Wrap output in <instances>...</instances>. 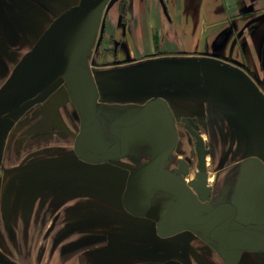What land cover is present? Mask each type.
<instances>
[{
  "label": "flooded vegetation",
  "instance_id": "af4514ba",
  "mask_svg": "<svg viewBox=\"0 0 264 264\" xmlns=\"http://www.w3.org/2000/svg\"><path fill=\"white\" fill-rule=\"evenodd\" d=\"M90 1L94 0H0L3 101L11 92L40 86L15 94L3 108L0 222L6 225L14 217L9 208L14 198L6 205L8 187L26 186L34 179L31 195L41 208L55 203L45 198L47 187L53 195L65 190L74 200L52 208L51 215L37 210L34 225L40 228L34 232L35 250L48 258L44 263L39 256L42 261L32 264H70L78 250L72 253L73 246L89 239L98 240L90 248L92 256L97 254L96 264H264V159L232 152L236 143L217 134L219 119L228 127L225 115L213 104L196 102V94L217 100L210 88L178 76L170 85L154 89L144 81L148 68L188 61L221 68L227 63L223 51L182 55L177 47L166 55L165 34H160L155 42L159 53L137 60L121 58L119 51L126 41L108 30L107 24L114 20L123 34L133 32L138 24L134 1L107 0L103 7L97 1L94 11L70 17L53 40L58 50L89 73L93 84L61 56L51 79L42 82L41 72L55 52L46 40L49 29L67 12ZM90 13L88 23L84 16ZM74 17L82 21L76 31L92 28L69 40L71 27L67 26ZM223 33L216 47L223 44ZM261 62L264 65V51ZM257 82L260 88L250 98L259 116L264 115V81L258 78ZM229 95L235 107L243 108L240 97ZM186 97L194 103H184ZM30 146L38 149L29 152ZM46 147L44 152L51 155L48 168L40 166L39 159ZM201 153L206 194L198 193L192 184L199 180ZM30 169L35 176L29 175ZM45 169L51 171V181L40 179L39 172ZM0 256L18 264L1 247Z\"/></svg>",
  "mask_w": 264,
  "mask_h": 264
},
{
  "label": "crops",
  "instance_id": "0c3cea01",
  "mask_svg": "<svg viewBox=\"0 0 264 264\" xmlns=\"http://www.w3.org/2000/svg\"><path fill=\"white\" fill-rule=\"evenodd\" d=\"M133 1L138 23L132 29L133 32L129 29L126 34H123L117 25L115 27L114 20L111 23L107 22L111 24H107V29L119 34L126 41V47H121L119 57H131V59L137 60L144 55L152 56L154 53H159L155 42L160 38V34H165L166 55H169L170 50L175 51L177 47L183 51L180 52L182 55H203L205 50L223 51L227 63H222L221 68L210 66L201 61H199L200 63L188 61L192 64L183 62L169 68H148L144 75L145 85L152 89L164 83L170 85L174 77L178 76L180 80L186 79L190 83L194 81L198 87L210 88L213 90V94H217V100L210 101L208 97L203 99L198 94H196L198 100H195L201 105L213 104L217 112H222L225 115L224 119L229 122L228 127L222 119H219L215 126L217 134L229 136L231 142L236 143L237 146L241 141L244 142V145H240L239 148L236 146V149H231L232 152L237 150L247 158L257 154L258 157L264 159V115L257 116L253 112L250 98L253 90L260 88L257 82L258 78L264 81V65L261 62L264 51V0ZM2 27L3 20L0 18V32ZM221 32H224V45L216 47L215 41ZM215 56L217 55L215 54ZM185 72H188V78L184 77ZM137 73L135 71L134 76H137ZM191 74H194L193 77ZM229 94L240 97L243 108L235 107V102L230 99ZM184 103H194V100L186 97ZM238 111L241 112L238 113ZM258 122L259 129L257 131L255 127ZM26 183V186L16 184L13 187H8L7 193H5L6 205L9 207V201L15 199L12 200V207H9L10 214L14 216L12 222L32 223L30 230L28 226H23L27 231L32 232V241L27 247H24V245H18L21 240L18 237L16 239L19 241L15 239V243L17 242L15 247L21 250L31 248L32 254H38L39 251L35 250L37 245L35 247L34 244V240L38 238L34 232L40 227L35 228L34 216L37 210H41V205H36L34 197L31 195L34 191V179ZM50 190L49 187L46 188L45 198L50 199L51 197L55 203L42 206V210H45L47 215L54 213L52 208L62 206L66 201L69 204L74 200L64 192L65 190L58 191L54 195L49 193ZM42 191H45V188ZM38 197L40 198V195ZM39 211L38 213H40ZM42 213L44 214V212ZM18 215H21L22 219L18 218ZM96 243H98L97 239H89L78 247L73 246L72 253L74 249L78 250L71 255L75 257L70 260V264L98 263L96 252L94 256L90 254L91 246ZM143 245L141 243V246ZM75 258L76 261H74Z\"/></svg>",
  "mask_w": 264,
  "mask_h": 264
},
{
  "label": "rangeland",
  "instance_id": "374dc122",
  "mask_svg": "<svg viewBox=\"0 0 264 264\" xmlns=\"http://www.w3.org/2000/svg\"><path fill=\"white\" fill-rule=\"evenodd\" d=\"M93 15V13H90V14H87L86 16H84V17H86L87 19V21L86 22H88V23H90V20H88V17H90V16H92ZM77 17V16H76ZM76 17H74V18H72V20H71V22L69 23V25L67 26L68 28L69 27H71L70 28V34H69V36H68V39L70 40V39H78V37H79V35H81L82 34V32H90V29L92 28H89V29H87V28H85V29H83V30H79V32L78 31H76L77 29H78V27L80 26V24L82 23V21L81 20H79V19H76ZM78 18V17H77ZM88 26H89V24H88ZM90 27V26H89ZM82 31V32H81ZM23 73H26L27 74V72L25 71L24 72V70L22 71ZM22 76V75H21ZM26 76V75H25ZM20 80H22L21 79V77H20ZM19 80V81H20ZM1 99H3V94H0V101H1ZM263 100H264V95H263ZM3 115H4V113H2V112H0V134H3L4 133V131L6 130V123L4 122L3 124H2V118H3ZM12 129V128H11ZM11 129H9L10 130V134L11 135H16V133L15 132H13ZM14 130V129H13ZM12 131V132H11ZM35 148H37L36 146L35 147H33L32 148V146H30L27 150L30 152V151H33V150H36ZM38 149V148H37ZM225 150V148L223 147V148H221V150ZM47 150V147L46 148H44V149H42L41 151H42V153H40L39 154V159L42 161L41 163H40V166H42V167H44V168H46L47 166H48V162H47V157L48 156H51V155H49V154H47V153H45L44 151H46ZM32 157V156H31ZM36 160L34 159V162H35ZM231 161V160H230ZM229 161V162H230ZM31 163L30 164H28L29 166H32V162H33V159H32V161H30ZM48 168V167H47ZM34 172L35 171H33L32 169H30L29 171H28V173H29V175L32 177L33 175H34ZM50 173H51V171H49V169H45V170H40V172H39V176H40V179L43 181V178H45V180L44 181H51L52 179H53V177H52V175H50ZM48 175H49V177H48ZM35 176V175H34ZM38 176V175H37ZM55 177V179L57 178L56 176H54ZM49 179V180H48ZM59 179V178H58ZM44 210H42V208H41V214H42V212H43ZM0 215H1V213H0ZM1 221V220H0ZM32 225V223H29V222H27L26 223V221L25 222H19V221H16V222H9V223H6V225H3V223H1L0 222V231H2L3 232V234L1 235L0 234V247L3 249V251L4 252H6V254H7V257H9L11 260H13V261H16V263H18V264H32L33 262H34V260L38 263L39 261H40V258H39V256L40 255H37V254H32L31 253V251H32V249L31 248H28V249H23V250H21V249H17L16 247H15V245H16V243H15V239L16 238H20L21 240L19 241V240H17V241H19L18 242V245H24V247L26 246H28V244L32 241V232L31 231H27L23 226H25V227H27L28 226V229L30 230L31 229V226ZM41 226H42V224H40ZM23 227V228H22ZM40 231V230H39ZM42 235V234H41ZM13 241V242H12ZM138 243V242H137ZM142 243V242H141ZM23 252V253H22ZM36 257L38 258L37 260H36ZM41 258L43 257V260H44V263H46L47 262V258H48V256L47 255H45V256H40ZM164 259H166V257L165 258H163V259H161V260H164ZM42 261V260H41ZM40 261V262H41ZM36 262H35V264H36ZM55 264V263H54Z\"/></svg>",
  "mask_w": 264,
  "mask_h": 264
},
{
  "label": "water",
  "instance_id": "95a60500",
  "mask_svg": "<svg viewBox=\"0 0 264 264\" xmlns=\"http://www.w3.org/2000/svg\"><path fill=\"white\" fill-rule=\"evenodd\" d=\"M98 2H102V5L101 7H103V5L106 3L107 0H94V1H90V2H87L79 7H76L74 8L73 10L67 12L65 14V16H63L62 18H60L59 20H57L52 26L51 28L49 29L48 33H47V36H46V40L47 41H50L51 42V45L53 46L55 52L52 53L54 59L51 63H48V67L47 68H44L43 71L41 72L42 73V82H44L45 80L47 79H51L52 76L50 75H53V71H55V61L56 59L58 58V56H61L63 57L66 61L70 62L71 64L73 65H76L85 75L86 77L92 82L93 84V81H92V78L91 76L89 75V73L83 69L82 67H80L78 64H76L75 61H73L71 58H69L67 55H65L63 52H61L60 50H58V48L53 44V40L57 39V32L60 30V28L66 23L68 22V19L70 17H73L75 16L77 13H82V12H90V11H94V9L96 8L95 4ZM82 10L81 12H78ZM74 11H75V14H74ZM77 12V13H76ZM67 17V19H65ZM52 73V74H51ZM94 86V85H93ZM38 87L40 86H27L23 89H20L18 91H15V92H11L7 99L3 101V99H1L0 101V112L3 113V108H5L6 106L9 105V103L11 102L12 100V97L17 94V93H21V95H24L26 93H29L31 91H34L36 89H39ZM95 91H94V95H95ZM94 110H95V106H93V109L88 117L91 118V115L92 113H94ZM199 168H200V172L198 173V179L199 180H196L194 181L192 184L194 185V187H197V192L200 193V194H206L208 188L205 186V182H206V165H205V157H204V153H201L200 155V165H199ZM0 260L3 261L4 264H13L11 263L9 260L5 259L4 257L0 256Z\"/></svg>",
  "mask_w": 264,
  "mask_h": 264
}]
</instances>
